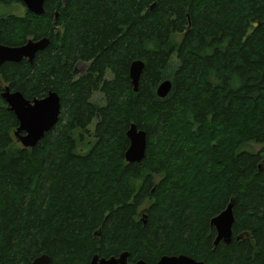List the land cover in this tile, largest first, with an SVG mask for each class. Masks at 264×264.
I'll list each match as a JSON object with an SVG mask.
<instances>
[{"label": "trees", "instance_id": "trees-1", "mask_svg": "<svg viewBox=\"0 0 264 264\" xmlns=\"http://www.w3.org/2000/svg\"><path fill=\"white\" fill-rule=\"evenodd\" d=\"M16 4L0 0V43L50 45L4 64L3 82L29 100L57 92L62 111L24 148L0 88V264L123 252L264 264V0H46L44 15L23 16L7 12ZM132 124L147 133L140 163L125 159ZM232 199L233 241L215 246L210 221Z\"/></svg>", "mask_w": 264, "mask_h": 264}, {"label": "water", "instance_id": "water-1", "mask_svg": "<svg viewBox=\"0 0 264 264\" xmlns=\"http://www.w3.org/2000/svg\"><path fill=\"white\" fill-rule=\"evenodd\" d=\"M27 10L35 15L45 14L46 0H20ZM50 45L48 38L35 41L30 40L26 44L18 47L0 45V65L6 62L19 63L23 59H28L33 63L38 52H43ZM145 63L142 60H135L130 65L129 76L134 87V91L139 90L142 73ZM172 90L171 80H164L157 88L159 98H166ZM2 98L7 102L19 121V126L15 131V137L24 148H34L43 140L48 132L53 130L59 122L62 103L60 95L51 91L44 98L33 100L26 99L21 92H11L6 88ZM130 145L125 153L128 163H140L146 155L147 133L132 124L127 131ZM234 199L228 204L226 209L219 215L211 219L210 225L216 230L215 246L220 242L230 244L233 241V226L235 224ZM32 264H52L50 256L43 254L35 258ZM90 264H149L144 260L137 262L129 261V253L123 252L118 257L101 258L94 255ZM155 264H205L185 254L164 255Z\"/></svg>", "mask_w": 264, "mask_h": 264}, {"label": "rangeland", "instance_id": "rangeland-1", "mask_svg": "<svg viewBox=\"0 0 264 264\" xmlns=\"http://www.w3.org/2000/svg\"><path fill=\"white\" fill-rule=\"evenodd\" d=\"M8 11L11 12V13H13L14 15H17V16H23L25 14V12H26V7L24 5H22V4H16V5H13L12 7H9L8 8ZM86 69L87 68L85 67L84 64H80L77 67V70L80 72V74H83ZM91 101L94 102V103H96V104H98V105H100V106H105L107 104L106 97L103 94H101L100 92H95V94L93 95ZM87 139L89 140V142H92V143L95 141V139H92L90 136ZM252 146H253V148L255 150L260 149V146L259 145H252ZM156 181L158 182L159 181V178H157ZM151 202H152L151 200H147L144 203V205L139 210L140 215H146V213L144 212V210H145V208H147L151 204Z\"/></svg>", "mask_w": 264, "mask_h": 264}, {"label": "flooded vegetation", "instance_id": "flooded-vegetation-1", "mask_svg": "<svg viewBox=\"0 0 264 264\" xmlns=\"http://www.w3.org/2000/svg\"><path fill=\"white\" fill-rule=\"evenodd\" d=\"M27 9V8H26ZM7 10V12H9L8 11V9H6ZM9 13H11V12H9ZM11 14H13V13H11ZM45 38V37H44ZM43 39V38H42ZM31 40H33V39H31ZM41 40V39H40ZM30 41V40H29ZM35 41H38V40H35ZM28 42V41H27ZM26 42V43H27ZM25 43V44H26ZM0 45H3V44H1L0 43ZM24 45V44H23ZM3 46H6V45H3ZM22 46V45H21ZM9 47H13V46H9ZM14 47H18V46H14ZM49 47V46H48ZM47 47V48H48ZM46 50V49H45ZM44 50V51H45ZM39 53V52H38ZM37 56V55H36ZM24 60H26V61H28L29 62V60L28 59H23L22 61H24ZM21 61V62H22ZM6 63H15V62H6ZM6 63H4V64H6ZM20 63V62H19ZM30 64H33V63H31V62H29ZM4 64H2V65H0V68L4 65ZM85 65V67L87 68V64H84ZM86 71V70H85ZM0 88H1V90H2V92H1V96L3 95V93L5 92V90H6V88H9L10 89V91L11 92H17V91H13L11 88H10V86H9V84H6L5 82H3V79H2V77H1V74H0ZM4 100V99H3ZM5 101V100H4ZM6 102V101H5ZM6 104H7V102H6ZM7 106H8V108L10 109V107H9V105L7 104Z\"/></svg>", "mask_w": 264, "mask_h": 264}]
</instances>
